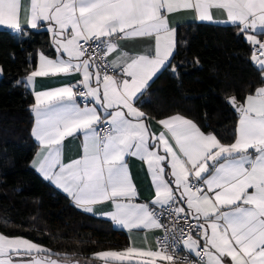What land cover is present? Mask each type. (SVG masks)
Listing matches in <instances>:
<instances>
[{
	"label": "snow or ice",
	"instance_id": "snow-or-ice-1",
	"mask_svg": "<svg viewBox=\"0 0 264 264\" xmlns=\"http://www.w3.org/2000/svg\"><path fill=\"white\" fill-rule=\"evenodd\" d=\"M181 11L199 21L237 26L253 47L261 86L242 100L229 98L239 113L231 143L182 114L156 118L136 106L157 73L171 64L177 29L169 16ZM22 20L31 29L46 23L57 53L54 59L40 54L29 82L81 76L35 92L32 134L39 150L32 166L78 209L95 214L97 205L108 203L111 209L101 215L115 224L165 233L158 238L159 250L128 247L93 253V259L132 264L146 256L173 262L170 249L175 253L182 244L197 264H264V41L257 38L264 34V0H0V25L23 33ZM137 40H154V46L134 50ZM177 68L171 65L173 73ZM153 122L163 129L159 134L152 131ZM74 135L82 136V152L65 162L62 144ZM129 156L147 165L151 201L135 202L139 194ZM165 216L168 225L162 223ZM0 264L87 262L0 233Z\"/></svg>",
	"mask_w": 264,
	"mask_h": 264
},
{
	"label": "trees",
	"instance_id": "trees-1",
	"mask_svg": "<svg viewBox=\"0 0 264 264\" xmlns=\"http://www.w3.org/2000/svg\"><path fill=\"white\" fill-rule=\"evenodd\" d=\"M44 28H0V232L21 235L53 253L87 257L129 245L124 230L75 207L31 167L37 145L31 137L33 100L20 83L38 51L53 56ZM171 65H177L173 73ZM250 46L235 26L188 23L177 27L171 64L150 82L137 103L160 118L182 114L222 143L233 142L237 115L227 102L261 86Z\"/></svg>",
	"mask_w": 264,
	"mask_h": 264
},
{
	"label": "crops",
	"instance_id": "crops-1",
	"mask_svg": "<svg viewBox=\"0 0 264 264\" xmlns=\"http://www.w3.org/2000/svg\"><path fill=\"white\" fill-rule=\"evenodd\" d=\"M215 19L224 20V19H226V16L217 15L215 17ZM169 22H170V25L172 27H175L176 29H177L178 26L185 25V24H188V23H209V24L222 25V26H226V25L234 26L231 23H211V22L199 21V20L194 18V13H192L190 11H181V12H179L177 14L170 15L169 16ZM21 23H22V28L31 29L30 27L23 26V20L21 21ZM235 27L239 31V28L237 26H235ZM0 28L12 29V28L8 27L7 25H0ZM39 28H44V29H46L49 32L50 46L54 50V55L51 56V55H48V54L44 53L43 51H38L37 54H36L34 68L31 71H29L26 75L20 77L19 80H18V83L22 84L31 93L33 104L35 102V92L44 91V90H50V89L55 88V87L63 86V84H65V83H75L77 80L81 79L80 75H72V76H59V77H35L32 82H29L27 80V76L32 71L38 69L39 63H40L39 57H40L41 53H43L45 56H48L49 58H52V59L56 58V55H57V53L55 52L54 44H53V34L48 30V25L46 23H42L37 29H39ZM12 30H15V29H12ZM262 35H264V34L257 35V38L259 39ZM244 38H245V36H244ZM247 43L249 44L250 47L252 46L248 41H247ZM153 46H154V40L150 41L149 43H145L142 40H137L134 43H132V45H131V47L134 50H137V51L142 50V49H146V48H150V47H153ZM252 62L254 63V65L256 64L253 60H252ZM161 70H163V69H161ZM1 76H2V68L0 66V77ZM74 91H75V89H74ZM90 99L91 98H89V106H91L90 105ZM80 105H81V107L84 106V104H81V103H80ZM136 106L139 107L138 104ZM31 112H32L31 137H32L33 141L37 145V148H36V151H35V153H36L39 150V143H38V141L35 139V137L32 134V129H33L34 125H35V113L32 110H31ZM238 120H239V115H237L236 126H237ZM162 130L163 129L160 126H158L157 124H155V122H153L152 131L154 133L159 134V132L162 131ZM172 143L174 144V142H172ZM81 145H82V136L81 135H74L73 137L66 138L64 140L63 144H62V149H61L62 159L65 162H67V161H69L71 159L78 158L81 155V152H82ZM35 153H34L32 159L30 161V167L45 182H47L51 187H53L55 190H57L58 192L63 194L65 197H67L70 200V202L74 205L71 197H69L67 195V193H65L61 188H59L51 180H48V179L44 178V176L35 167L32 166V161L34 159ZM126 159H127V163H128V166H129L130 174H131V176L133 178V182H134V184H135V186L137 188L138 194H139L138 198H137V200L135 202H137V203H145V202L151 201L153 199V197H154V185L152 183L151 174L148 171L146 163L143 160H141L140 158H138V157L129 156V157H126ZM110 209H111L110 204L104 203L102 205H97L96 206L95 214H92V213H89V214H92V215H95V216L102 217V218L110 220V218H108V217H106L104 215H101V213L107 212ZM111 222L113 223V225L115 227L125 231V233H126V235L128 237V240H129V245L126 248H123V249H120V250L109 249V250H102V251H123V250L127 249L128 247H135V248H138V249H144L146 251L147 250H159L157 248V245H156V236L159 234L160 229H134L132 231H129L128 229L123 228L121 225L115 224L113 221H111ZM0 233H2V232H0ZM13 236H17V235H13ZM98 252H100V251H98ZM52 258L55 259L56 256H53ZM75 259L80 260V261H86L87 264H105V261L103 259H99V258L93 259V254L91 256H87V257L86 256L85 257H75ZM151 259H155L156 260V264H172L169 261H161L158 258H150V257H146V256H144V257H136L135 260L132 262V264H142V262L148 261V260H151ZM109 264H120V262L109 260ZM124 264H128V262H124Z\"/></svg>",
	"mask_w": 264,
	"mask_h": 264
},
{
	"label": "built area",
	"instance_id": "built-area-1",
	"mask_svg": "<svg viewBox=\"0 0 264 264\" xmlns=\"http://www.w3.org/2000/svg\"><path fill=\"white\" fill-rule=\"evenodd\" d=\"M261 41H264V35H262L260 38H259ZM253 55V47L251 46L250 47V57H252ZM256 55L258 56L259 55V52L256 53ZM111 74V73H110ZM78 81V80H77ZM77 101L81 104H84L85 101L83 100V98H80V97H77ZM162 223L168 225L169 224V219L167 218V216H165L163 219H162ZM180 225H183V221H179L178 222ZM170 226V225H169ZM164 231L163 229H160V232L159 234L156 236V245H157V248H158V238L160 237H163L164 236ZM177 237L179 236V233L177 232L176 233ZM159 249V248H158ZM170 254H173L174 256V260L173 262H171L172 264H197V258L192 255L191 253H189L182 244H180L176 250L175 253H172L171 252V249H170Z\"/></svg>",
	"mask_w": 264,
	"mask_h": 264
},
{
	"label": "water",
	"instance_id": "water-1",
	"mask_svg": "<svg viewBox=\"0 0 264 264\" xmlns=\"http://www.w3.org/2000/svg\"><path fill=\"white\" fill-rule=\"evenodd\" d=\"M255 67H256L259 71H261V69L258 67L257 64H255ZM229 98H230V97H229ZM229 98L227 99V102H228V103H229ZM229 105L231 106V108H232V110L234 111V113H235L236 115H239V113H238V111L235 109V107H233V105L230 104V103H229Z\"/></svg>",
	"mask_w": 264,
	"mask_h": 264
}]
</instances>
